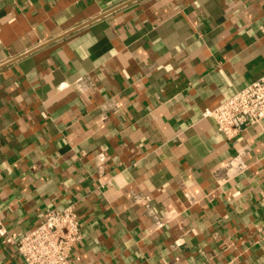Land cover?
I'll use <instances>...</instances> for the list:
<instances>
[{
	"label": "crops",
	"instance_id": "1",
	"mask_svg": "<svg viewBox=\"0 0 264 264\" xmlns=\"http://www.w3.org/2000/svg\"><path fill=\"white\" fill-rule=\"evenodd\" d=\"M263 74L264 0H0L6 236L75 200L70 264H264V119L202 115Z\"/></svg>",
	"mask_w": 264,
	"mask_h": 264
},
{
	"label": "built area",
	"instance_id": "2",
	"mask_svg": "<svg viewBox=\"0 0 264 264\" xmlns=\"http://www.w3.org/2000/svg\"><path fill=\"white\" fill-rule=\"evenodd\" d=\"M73 84L78 91L84 92L91 81L88 76H81ZM202 115L211 117L218 131L236 141L247 125L260 124L264 119V74L213 108H204ZM245 154V148L237 147L235 155L222 166L226 177H234L244 171L247 167ZM99 155L103 157L102 153ZM76 204L71 200L60 207L44 210L38 223L16 240L6 236L7 232L1 225L0 235L4 236L5 242L15 244L25 264H70L73 246L82 237Z\"/></svg>",
	"mask_w": 264,
	"mask_h": 264
}]
</instances>
